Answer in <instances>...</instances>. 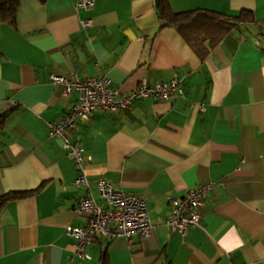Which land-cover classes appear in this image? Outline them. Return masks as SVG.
<instances>
[{
	"label": "crops",
	"instance_id": "1",
	"mask_svg": "<svg viewBox=\"0 0 264 264\" xmlns=\"http://www.w3.org/2000/svg\"><path fill=\"white\" fill-rule=\"evenodd\" d=\"M78 1L21 0L15 23H0V113L13 110L0 131V195L30 191L0 211V264H264V0H168L175 13L251 11L204 56L162 27L155 0ZM53 74L107 76L121 95L177 74L184 97L95 110L67 134L78 161L49 134L78 99ZM98 179L144 199L152 234L97 237L80 259L66 229L85 223L80 197L103 201ZM204 183L214 188L199 223L169 230V198Z\"/></svg>",
	"mask_w": 264,
	"mask_h": 264
},
{
	"label": "built area",
	"instance_id": "2",
	"mask_svg": "<svg viewBox=\"0 0 264 264\" xmlns=\"http://www.w3.org/2000/svg\"><path fill=\"white\" fill-rule=\"evenodd\" d=\"M77 6L90 9L93 0H79ZM90 20L83 21L84 26H90ZM51 81L63 87V94L78 93L77 102L66 112L63 119L56 124H50L49 134L62 139L63 149L69 150L76 160L81 159L82 148L71 144L68 132L77 121L90 120L95 110L116 112L128 108L135 100L151 98L153 100H168L184 97L182 81L174 74L168 81L149 84L141 81L138 87L127 94L121 95L111 88L107 76L66 79L60 75H51ZM200 110L204 109L202 103ZM77 184L89 187L85 175L75 181ZM96 187L103 201L98 202L91 193L80 197L76 211L84 217V225L66 229V233L74 237L75 253L80 259H90L86 248L91 246L97 237L115 239L129 238L138 234L143 239H149L152 225L149 221L148 210L143 198L117 190L112 183L98 179ZM214 188L213 183H204L188 189L181 197H170L171 214L165 220V226L171 231L184 233L190 226L197 225L201 219L207 194Z\"/></svg>",
	"mask_w": 264,
	"mask_h": 264
},
{
	"label": "trees",
	"instance_id": "3",
	"mask_svg": "<svg viewBox=\"0 0 264 264\" xmlns=\"http://www.w3.org/2000/svg\"><path fill=\"white\" fill-rule=\"evenodd\" d=\"M20 3L21 0H0V23H15ZM155 7L162 27L177 28L201 56H204L215 41L237 24L252 20L251 11L246 9L241 10L238 15L229 16L201 9L175 13L171 10L168 0H155ZM12 111L8 109L0 113V131L8 123ZM29 194L30 191H11L0 195V211L8 201L24 198ZM103 264H105L104 259Z\"/></svg>",
	"mask_w": 264,
	"mask_h": 264
}]
</instances>
